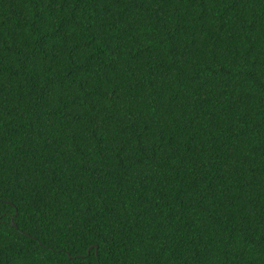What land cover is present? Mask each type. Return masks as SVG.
<instances>
[{
  "label": "trees",
  "instance_id": "obj_1",
  "mask_svg": "<svg viewBox=\"0 0 264 264\" xmlns=\"http://www.w3.org/2000/svg\"><path fill=\"white\" fill-rule=\"evenodd\" d=\"M0 264H264V0H0Z\"/></svg>",
  "mask_w": 264,
  "mask_h": 264
},
{
  "label": "water",
  "instance_id": "obj_2",
  "mask_svg": "<svg viewBox=\"0 0 264 264\" xmlns=\"http://www.w3.org/2000/svg\"><path fill=\"white\" fill-rule=\"evenodd\" d=\"M15 227H16V224L15 223H12Z\"/></svg>",
  "mask_w": 264,
  "mask_h": 264
}]
</instances>
